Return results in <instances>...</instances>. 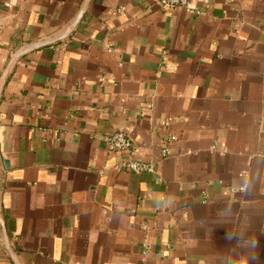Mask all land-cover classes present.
<instances>
[{
  "label": "crops",
  "instance_id": "crops-1",
  "mask_svg": "<svg viewBox=\"0 0 264 264\" xmlns=\"http://www.w3.org/2000/svg\"><path fill=\"white\" fill-rule=\"evenodd\" d=\"M5 74L0 264H264V0H0Z\"/></svg>",
  "mask_w": 264,
  "mask_h": 264
},
{
  "label": "built area",
  "instance_id": "built-area-1",
  "mask_svg": "<svg viewBox=\"0 0 264 264\" xmlns=\"http://www.w3.org/2000/svg\"><path fill=\"white\" fill-rule=\"evenodd\" d=\"M158 4L163 8L168 9H190V0H158ZM175 136H169L167 138V144L174 141ZM108 149L111 152H127L129 153L133 148V142L131 138L123 132H115L104 138ZM167 148L163 150V156H167ZM121 171H129L136 174L141 173H155L156 165L154 162H148L143 160L129 159L121 163L118 168ZM245 188H241L244 191ZM147 229V226H144ZM146 248V246H144Z\"/></svg>",
  "mask_w": 264,
  "mask_h": 264
},
{
  "label": "water",
  "instance_id": "water-1",
  "mask_svg": "<svg viewBox=\"0 0 264 264\" xmlns=\"http://www.w3.org/2000/svg\"><path fill=\"white\" fill-rule=\"evenodd\" d=\"M5 77H6V74H5V75L3 76V78L0 80V94H1V90H2V87H3V82H4ZM0 220H1V222L3 223L1 216H0ZM5 240H6L7 249H8V251H9L11 257L13 258V260L15 261L16 264H19L18 261H17V258H16V256H15V254H14V252H13V249H12L11 246H10L9 239H8V237H7V235H6V232H5Z\"/></svg>",
  "mask_w": 264,
  "mask_h": 264
}]
</instances>
